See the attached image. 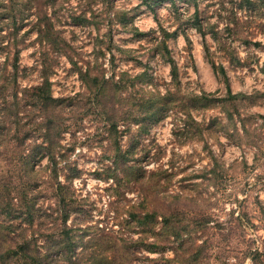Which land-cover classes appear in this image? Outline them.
Segmentation results:
<instances>
[{"label":"clouds","instance_id":"clouds-1","mask_svg":"<svg viewBox=\"0 0 264 264\" xmlns=\"http://www.w3.org/2000/svg\"><path fill=\"white\" fill-rule=\"evenodd\" d=\"M0 264H264V0H0Z\"/></svg>","mask_w":264,"mask_h":264}]
</instances>
